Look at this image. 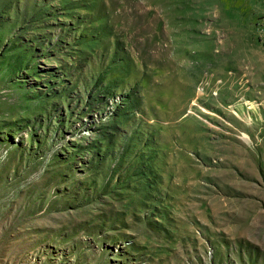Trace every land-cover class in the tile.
Wrapping results in <instances>:
<instances>
[{"label":"rangeland","instance_id":"obj_1","mask_svg":"<svg viewBox=\"0 0 264 264\" xmlns=\"http://www.w3.org/2000/svg\"><path fill=\"white\" fill-rule=\"evenodd\" d=\"M264 0H0V264H264Z\"/></svg>","mask_w":264,"mask_h":264},{"label":"bare ground","instance_id":"obj_2","mask_svg":"<svg viewBox=\"0 0 264 264\" xmlns=\"http://www.w3.org/2000/svg\"><path fill=\"white\" fill-rule=\"evenodd\" d=\"M264 18V17H263ZM259 36H264V20L259 25ZM261 40V39H260Z\"/></svg>","mask_w":264,"mask_h":264},{"label":"built area","instance_id":"obj_3","mask_svg":"<svg viewBox=\"0 0 264 264\" xmlns=\"http://www.w3.org/2000/svg\"><path fill=\"white\" fill-rule=\"evenodd\" d=\"M260 39H261V44L264 47V36H260Z\"/></svg>","mask_w":264,"mask_h":264}]
</instances>
